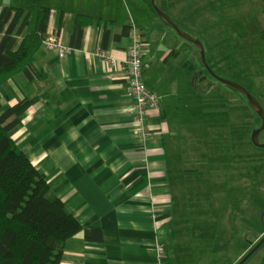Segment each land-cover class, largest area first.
Returning a JSON list of instances; mask_svg holds the SVG:
<instances>
[{"label":"crops","instance_id":"crops-1","mask_svg":"<svg viewBox=\"0 0 264 264\" xmlns=\"http://www.w3.org/2000/svg\"><path fill=\"white\" fill-rule=\"evenodd\" d=\"M5 7L31 16L19 41L33 27L37 11L49 8L46 33L70 48L59 58L40 45L33 69L44 77L17 73L0 86V112L34 99L17 117L12 139L48 183L45 197L60 200L82 228L65 242L60 264H172L168 243L176 239L171 227L178 170L170 128L182 120L174 117L170 103H162L166 89L158 92L152 86L161 85L159 77L180 53L170 44L169 26L149 0H0V12ZM176 11L182 18L187 9ZM82 16L93 23L78 25ZM124 27L138 30L143 78L160 99L159 109L148 114L153 134L145 145L133 132L124 68L109 69L94 56L102 49L123 60L129 44ZM189 56L182 67L194 74L199 56L192 51Z\"/></svg>","mask_w":264,"mask_h":264},{"label":"rangeland","instance_id":"rangeland-1","mask_svg":"<svg viewBox=\"0 0 264 264\" xmlns=\"http://www.w3.org/2000/svg\"><path fill=\"white\" fill-rule=\"evenodd\" d=\"M188 2L155 0L180 30L202 44L205 58L204 64L193 43L167 28L176 42L172 48L180 53L159 77L161 85L152 86L166 89L162 103H170L174 117L182 120L170 128L178 202L168 257L172 264H237L264 237V148L251 142L261 119L242 93L215 75L244 87L264 109V4ZM177 8L187 9L182 18ZM189 51L199 56L194 74L182 67L191 59ZM199 75L204 80L198 82ZM258 141L264 144V129ZM242 264H264V242Z\"/></svg>","mask_w":264,"mask_h":264},{"label":"trees","instance_id":"trees-1","mask_svg":"<svg viewBox=\"0 0 264 264\" xmlns=\"http://www.w3.org/2000/svg\"><path fill=\"white\" fill-rule=\"evenodd\" d=\"M22 13L14 7L0 12V86L17 73L28 79L44 77L33 69V59L48 35L49 8L37 11L33 27L19 41L31 24L30 14ZM81 18L80 26L93 23ZM75 30L81 32L78 26ZM129 31L124 27L122 34ZM260 37L264 42V29ZM33 101L23 100L0 112V264H60L65 242L82 230L60 200L45 197L48 183L12 139L17 117Z\"/></svg>","mask_w":264,"mask_h":264},{"label":"built area","instance_id":"built-area-1","mask_svg":"<svg viewBox=\"0 0 264 264\" xmlns=\"http://www.w3.org/2000/svg\"><path fill=\"white\" fill-rule=\"evenodd\" d=\"M129 44L126 56L119 60L102 49H97L94 56L100 58L109 67L122 66L126 72L127 85L132 99L133 107V132L142 144H147L153 134V129L148 124V114L159 109L160 99L157 94L147 86L143 78V42L138 30L131 28L129 33ZM41 47L47 51H53L59 58L64 57L70 48L60 44L53 34H48L42 41ZM158 255H162L164 248L156 247Z\"/></svg>","mask_w":264,"mask_h":264},{"label":"water","instance_id":"water-1","mask_svg":"<svg viewBox=\"0 0 264 264\" xmlns=\"http://www.w3.org/2000/svg\"><path fill=\"white\" fill-rule=\"evenodd\" d=\"M151 5L153 6L154 10L156 11L157 15L164 21V23L166 25H168L169 27H171L174 32L180 36L181 38H184L188 41H190L191 43H193L195 45V47L198 49L199 54H200V58L201 61L205 64V58H204V48L202 46V44L197 41L196 39H194L193 37H190L188 34H186L185 32H183L182 30H180L168 17V15H166L165 13L161 12L156 6H155V0H151ZM215 78L217 80H219L220 82L227 84L231 87H233L234 89H236L237 91H239L240 93H242L248 100L250 106L254 109V111L258 114V116L261 119V125L255 129L251 135V142L253 143V145L257 146V147H261L264 148V144L260 143L258 141V135L259 133L264 129V109L260 106V104L258 103V101L242 86H240L239 84L235 83V82H231L228 80H224L221 79L219 77H217L215 75ZM264 242V237L237 263V264H242L248 257H250L252 255V253L255 252V250H257V248Z\"/></svg>","mask_w":264,"mask_h":264}]
</instances>
